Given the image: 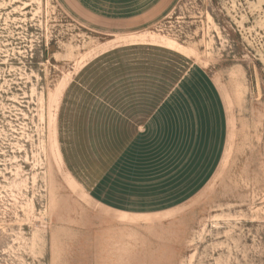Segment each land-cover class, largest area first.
<instances>
[{"label": "rangeland", "instance_id": "rangeland-1", "mask_svg": "<svg viewBox=\"0 0 264 264\" xmlns=\"http://www.w3.org/2000/svg\"><path fill=\"white\" fill-rule=\"evenodd\" d=\"M86 4L0 0V264H264V0H131L110 33ZM186 70L219 92V151L103 173Z\"/></svg>", "mask_w": 264, "mask_h": 264}, {"label": "crops", "instance_id": "crops-1", "mask_svg": "<svg viewBox=\"0 0 264 264\" xmlns=\"http://www.w3.org/2000/svg\"><path fill=\"white\" fill-rule=\"evenodd\" d=\"M131 0H86L83 10L84 20L104 32L110 33L119 27H137L135 9L122 10L123 2ZM125 12V20H122ZM136 20V22H135ZM121 25V23H123ZM213 81L204 73L186 70L176 80L171 89L151 111L139 121L133 122L131 134L118 136L116 148L111 153L119 171H124L128 162L142 156L148 158L147 149L156 141L164 142L169 148L180 147L193 153L208 148H219L222 144L225 117L219 92ZM120 127L117 132H122ZM180 133L185 135L179 138ZM175 136V139H174ZM223 136V137H222ZM191 138V139H190ZM178 148V149H180ZM147 160L142 163L147 164ZM148 165V164H147Z\"/></svg>", "mask_w": 264, "mask_h": 264}]
</instances>
